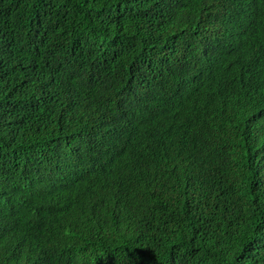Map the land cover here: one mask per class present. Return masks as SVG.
<instances>
[{"label":"trees","instance_id":"trees-1","mask_svg":"<svg viewBox=\"0 0 264 264\" xmlns=\"http://www.w3.org/2000/svg\"><path fill=\"white\" fill-rule=\"evenodd\" d=\"M0 264H264V0H0Z\"/></svg>","mask_w":264,"mask_h":264}]
</instances>
